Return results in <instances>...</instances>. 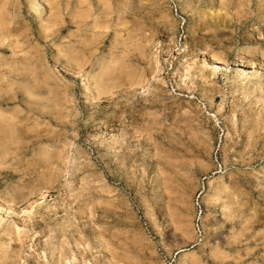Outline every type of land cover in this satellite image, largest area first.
<instances>
[{
    "label": "rangeland",
    "instance_id": "rangeland-1",
    "mask_svg": "<svg viewBox=\"0 0 264 264\" xmlns=\"http://www.w3.org/2000/svg\"><path fill=\"white\" fill-rule=\"evenodd\" d=\"M0 264H264V0H0Z\"/></svg>",
    "mask_w": 264,
    "mask_h": 264
},
{
    "label": "bare ground",
    "instance_id": "bare-ground-1",
    "mask_svg": "<svg viewBox=\"0 0 264 264\" xmlns=\"http://www.w3.org/2000/svg\"><path fill=\"white\" fill-rule=\"evenodd\" d=\"M218 63V61L215 63V64H217ZM219 64V63H218ZM216 66V65H215ZM218 67H220V66H218ZM222 68H224V67H221V70H222ZM218 69V68H217ZM2 149V148H1Z\"/></svg>",
    "mask_w": 264,
    "mask_h": 264
}]
</instances>
